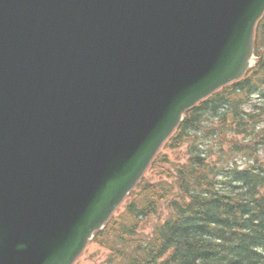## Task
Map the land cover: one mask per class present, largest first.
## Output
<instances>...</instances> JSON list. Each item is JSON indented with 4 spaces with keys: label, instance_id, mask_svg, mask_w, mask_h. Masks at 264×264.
Masks as SVG:
<instances>
[{
    "label": "water",
    "instance_id": "1",
    "mask_svg": "<svg viewBox=\"0 0 264 264\" xmlns=\"http://www.w3.org/2000/svg\"><path fill=\"white\" fill-rule=\"evenodd\" d=\"M264 0H0V264H72L186 109L253 62Z\"/></svg>",
    "mask_w": 264,
    "mask_h": 264
},
{
    "label": "trees",
    "instance_id": "2",
    "mask_svg": "<svg viewBox=\"0 0 264 264\" xmlns=\"http://www.w3.org/2000/svg\"><path fill=\"white\" fill-rule=\"evenodd\" d=\"M260 57L238 81L187 110L165 148L186 146L184 162L159 152L93 242L101 264H264V15L256 29ZM241 136V138H238ZM237 156L250 164H238ZM151 234L140 229L159 217Z\"/></svg>",
    "mask_w": 264,
    "mask_h": 264
},
{
    "label": "rangeland",
    "instance_id": "3",
    "mask_svg": "<svg viewBox=\"0 0 264 264\" xmlns=\"http://www.w3.org/2000/svg\"><path fill=\"white\" fill-rule=\"evenodd\" d=\"M257 129L261 132V135H264V127L262 124H258ZM185 151V146L175 150L164 149V152H167L170 158H172L173 160L181 159L182 161L186 159ZM258 158L260 164L264 166V144H262L258 149ZM237 159L238 163L242 165H249V161L245 157L237 156ZM145 176L149 177L150 179H155L156 177L154 171L150 170L146 172ZM121 210L122 206L119 208L118 211ZM164 216L165 214L161 215V218H163ZM158 219V217H152L149 220H146L141 227L142 233L149 234L153 228V225L158 221ZM107 254L108 251L106 249L99 247L95 243H89L85 247L81 255L74 262V264H100L105 259Z\"/></svg>",
    "mask_w": 264,
    "mask_h": 264
}]
</instances>
